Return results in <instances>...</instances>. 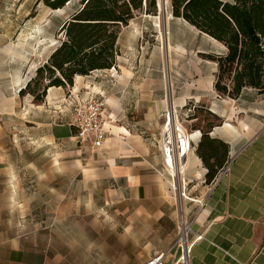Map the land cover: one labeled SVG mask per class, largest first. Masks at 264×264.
Returning <instances> with one entry per match:
<instances>
[{
    "label": "crops",
    "instance_id": "obj_1",
    "mask_svg": "<svg viewBox=\"0 0 264 264\" xmlns=\"http://www.w3.org/2000/svg\"><path fill=\"white\" fill-rule=\"evenodd\" d=\"M184 21L193 42L180 43L170 25L171 67L177 72L179 56H187L190 61L184 69L191 68L196 80L175 94L174 103L182 107L188 101H203L220 124L205 139L201 129L186 130L191 147L186 168L177 171V188L164 148L151 141L167 108L162 80L156 76L161 61L135 59L140 54L138 33L124 49L119 48L114 66L76 75L69 87H49L42 101L20 94L40 66L34 71L35 61L17 74L10 70L1 75L0 264H146L174 245L182 220L192 221L191 241L198 235L202 238L193 243L187 263L179 260L181 250L175 246L167 252L166 264H264V93L246 88L238 98L220 95L215 89L218 63L204 53L219 54L226 46ZM12 48L6 45L0 51ZM89 95L106 99L104 121L110 134L95 158L90 157L93 167L87 170L94 178L112 180L115 186L110 191L120 201L113 208L120 218L117 224L107 219L106 235L91 238L92 244L101 246L84 253L81 243L71 248L60 234L35 230L44 227L34 221L28 222L32 231L20 232L13 213L23 205L18 187L20 135L25 134L27 142L44 144L42 148L65 147L75 139L74 103ZM201 143L208 162L225 165L232 160L229 171L218 172L212 182L206 181L208 167L198 152ZM39 160L44 165L62 163L61 157ZM78 161L83 163L79 156L75 164ZM190 198L206 204L200 206ZM41 207L26 203L30 213Z\"/></svg>",
    "mask_w": 264,
    "mask_h": 264
},
{
    "label": "rangeland",
    "instance_id": "obj_2",
    "mask_svg": "<svg viewBox=\"0 0 264 264\" xmlns=\"http://www.w3.org/2000/svg\"><path fill=\"white\" fill-rule=\"evenodd\" d=\"M73 10L71 5L52 9L38 0H0V49L6 45L13 46L12 51H0V77H5L10 70L17 74L27 63L30 66L32 62H36L32 66L34 71L38 65L45 63L47 56L59 44L60 26ZM171 14V0H168L167 8L160 10L158 7L157 14H138L129 25L122 27L119 37V48L124 49L132 41V34L138 33L136 45L140 54L135 59L152 62L156 58L161 61V68L156 76L162 80L163 98L167 108L164 110L160 130L151 136V141L161 147L166 139V123L170 111H174L173 121H179L185 132L195 124L206 125V111H209L203 101H188L182 107L174 103L175 94H180L184 87L192 85L196 77L191 68L184 69L190 61L187 56H179L177 72L171 67L170 25L176 30L175 35L180 43L193 42V36L187 30L188 24L182 18L178 19ZM147 71L153 72L152 69ZM171 107L174 108L171 110ZM75 132L77 134V129ZM42 145L44 144L27 142L25 134L20 135L17 151L20 158L18 187L19 202L23 205L22 209L13 213V219L15 216L19 222V231H32L34 228L28 222L34 221L44 227L35 230L60 234L68 247L74 248L77 243H81L84 253L98 249L101 245L92 244L91 238L106 235L107 219H114L116 224L119 222L117 220L120 217L113 206L120 201L110 191L115 186L112 180L94 178L96 175L87 170L93 167L89 159L95 158L97 148L89 142H79L76 138L67 141L65 147L55 148L45 144L47 147L42 148ZM52 156L61 157V165H44L39 160ZM77 156L81 157L82 164L79 161V164H75ZM176 162L179 164L178 158ZM26 203L43 207L30 213ZM59 203L61 209L58 208Z\"/></svg>",
    "mask_w": 264,
    "mask_h": 264
},
{
    "label": "trees",
    "instance_id": "obj_3",
    "mask_svg": "<svg viewBox=\"0 0 264 264\" xmlns=\"http://www.w3.org/2000/svg\"><path fill=\"white\" fill-rule=\"evenodd\" d=\"M52 9L67 5L73 12L58 31L60 41L35 76L21 89L42 101L52 86L69 87L76 75L114 66L119 54L121 29L140 13L157 14V0H38ZM173 16L222 42L219 54L204 53L218 63L215 89L238 98L246 88L264 93V0H171ZM209 110V109H208ZM206 125L195 124L205 139L220 118L209 111ZM207 182L215 179L224 162H208ZM212 150V149H211Z\"/></svg>",
    "mask_w": 264,
    "mask_h": 264
},
{
    "label": "built area",
    "instance_id": "obj_4",
    "mask_svg": "<svg viewBox=\"0 0 264 264\" xmlns=\"http://www.w3.org/2000/svg\"><path fill=\"white\" fill-rule=\"evenodd\" d=\"M106 106H107V101L102 96L89 95L87 97L76 99V101L74 103V107H73L74 109H73L72 124L77 129V134H75V138L79 142H89L95 148H100L103 146L108 135L110 134V131L106 128L105 121H104V110H105ZM172 113H174V111L169 112L167 125L171 121L170 118H172ZM172 130H173V128H172ZM184 132L185 131H183V133ZM165 133H166L165 137L167 139L168 135L170 133V130L166 129ZM174 135H176V133H174ZM186 135H187V133H186ZM173 139H174V141L170 142V145L172 147L171 153H173L172 159H173L176 167H180L179 164L181 163V159H180V157H178V154H177V152H178L177 146H179L178 145L179 141H177V138L173 137ZM165 140L163 143V148H164ZM188 141H189V137H188ZM190 147L191 146H190V141H189V149H190ZM165 150L166 149H164L166 161H167V164L169 165L168 155H167L168 153ZM177 158L179 160V164L176 162ZM231 161L227 162L220 169L219 172H221V175L226 174L229 171ZM170 172L172 175V182H173L172 185L175 188H177L176 184H177V179H178L177 175L178 174H177V172L175 174L172 173V171H170ZM180 172H182V171H180ZM182 180L184 182V179H182ZM182 194L185 197H187L185 191H182ZM190 199H192V200L194 199L195 201H198L200 203V206H204L206 204V200H203V199H195V198H190ZM191 231H192V221L182 220L181 228H180V234H179V237L177 238L176 242L174 243V245L168 251H161V252H158L157 254H155L154 256H152L146 262V264H166L165 256H166L167 252H169L175 246L179 247L181 250V255L179 257V260H181L183 263H187V257H188V254L191 250L193 243L202 238V235H198L195 237V239L193 241H191L189 238Z\"/></svg>",
    "mask_w": 264,
    "mask_h": 264
},
{
    "label": "bare ground",
    "instance_id": "obj_5",
    "mask_svg": "<svg viewBox=\"0 0 264 264\" xmlns=\"http://www.w3.org/2000/svg\"><path fill=\"white\" fill-rule=\"evenodd\" d=\"M158 3L161 6V10H164V9L167 8L168 0H158ZM167 43H168V41H167ZM169 50H171V49H169ZM172 109L173 108L171 107V110ZM172 118H170L171 121L167 125V128H166V129L170 130V133L168 135V138L165 140L164 149H166L165 151H167V153H168L167 154L168 155V162H169L168 167L170 166L169 170L172 171L175 174L177 171L178 172L179 171H184V169H185L186 158H187V155H188L189 141H188V136L186 135V133L185 132L183 133V128L179 125V123H178L179 121L176 122V120H175V122H174ZM178 120H179V118H178ZM172 128H173V130H172ZM174 133H176V135H174ZM173 137L177 138V141H179L178 142L179 146H177V150H178L177 154H178V157H180V159H181V163L179 164L180 167H176V165H175V163H174V161L172 159L173 158V153H171L172 147L170 145V142L174 141Z\"/></svg>",
    "mask_w": 264,
    "mask_h": 264
},
{
    "label": "water",
    "instance_id": "obj_6",
    "mask_svg": "<svg viewBox=\"0 0 264 264\" xmlns=\"http://www.w3.org/2000/svg\"><path fill=\"white\" fill-rule=\"evenodd\" d=\"M157 6L159 7V9L161 10V6H160V4L157 2ZM172 14H173V12H172Z\"/></svg>",
    "mask_w": 264,
    "mask_h": 264
}]
</instances>
